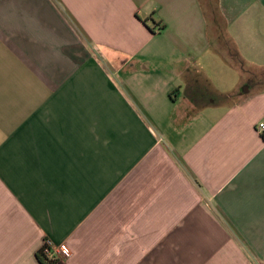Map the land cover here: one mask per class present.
<instances>
[{
  "label": "crops",
  "instance_id": "obj_1",
  "mask_svg": "<svg viewBox=\"0 0 264 264\" xmlns=\"http://www.w3.org/2000/svg\"><path fill=\"white\" fill-rule=\"evenodd\" d=\"M261 121L264 0H0V264H264Z\"/></svg>",
  "mask_w": 264,
  "mask_h": 264
},
{
  "label": "built area",
  "instance_id": "obj_2",
  "mask_svg": "<svg viewBox=\"0 0 264 264\" xmlns=\"http://www.w3.org/2000/svg\"><path fill=\"white\" fill-rule=\"evenodd\" d=\"M257 131L259 135L264 137V121L258 123ZM40 250L43 252L45 258H47L49 262H52L60 258L68 259L72 255L71 248L64 245V243L56 244L48 237L44 239L42 249Z\"/></svg>",
  "mask_w": 264,
  "mask_h": 264
},
{
  "label": "trees",
  "instance_id": "obj_3",
  "mask_svg": "<svg viewBox=\"0 0 264 264\" xmlns=\"http://www.w3.org/2000/svg\"><path fill=\"white\" fill-rule=\"evenodd\" d=\"M39 258L43 261V262H47L48 261V259L47 258H45V256H44V254H43V252L41 251V250H39ZM49 262V261H48ZM50 263V262H49Z\"/></svg>",
  "mask_w": 264,
  "mask_h": 264
}]
</instances>
